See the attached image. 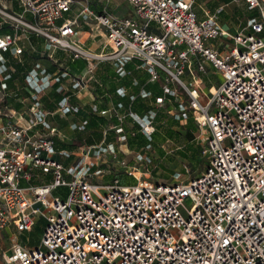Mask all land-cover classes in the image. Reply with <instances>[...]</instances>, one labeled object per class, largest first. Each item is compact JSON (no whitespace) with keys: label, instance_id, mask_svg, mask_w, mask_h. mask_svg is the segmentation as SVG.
<instances>
[{"label":"built area","instance_id":"built-area-1","mask_svg":"<svg viewBox=\"0 0 264 264\" xmlns=\"http://www.w3.org/2000/svg\"><path fill=\"white\" fill-rule=\"evenodd\" d=\"M14 1L19 10L12 0H0V25L16 30L0 33V53H21L20 34L34 32L89 61L114 60L119 69L141 60L151 80H164L156 102L173 96L180 117L191 113L208 131L207 164L167 183L146 174L151 171L138 176L121 159L123 170L90 179L104 154L118 158L112 144L87 146L82 163L65 167L53 156V138L38 128L43 120L33 114L23 123L24 115L6 108L0 112V237L10 226L30 231L40 216L47 223L37 246L14 241L2 251L4 263L264 264V0H246L259 14L249 18L247 30L235 31L214 15L199 19L195 0H127L128 16L106 7L94 11L88 0ZM75 5L79 11L66 17ZM80 18L105 28L109 51L90 52L72 38ZM210 69L221 80L207 87L202 74ZM37 76L34 70L28 81ZM139 119L152 134L151 120ZM91 156L96 161H86ZM34 169L52 179L25 184ZM60 186L68 188L65 197L53 193Z\"/></svg>","mask_w":264,"mask_h":264},{"label":"crops","instance_id":"crops-1","mask_svg":"<svg viewBox=\"0 0 264 264\" xmlns=\"http://www.w3.org/2000/svg\"><path fill=\"white\" fill-rule=\"evenodd\" d=\"M11 4L19 10L15 1L12 0ZM88 4L94 11L106 7L115 15L128 16L127 13L118 14L116 11L125 9L111 7L108 1L88 0ZM192 8L199 19L214 15L222 28L232 31L247 30L249 18L259 14L257 8L248 9L246 0H195ZM78 11L79 7L75 5L66 17L73 18ZM0 30V33H16L8 23L0 25ZM20 32L17 31V34ZM73 37L84 49L93 53L105 51L107 46L106 30L94 20L80 18ZM17 43L23 47L21 53L15 54L14 49L0 53V64L3 58L6 59V70L0 73V111L6 108L10 112L16 110L24 115L23 123L33 114L41 118L43 122L38 125L39 130L51 136L55 150L58 149L53 156L62 164L61 155L66 153L69 156L70 163L67 166L63 164L65 167L74 166L72 155L76 150L80 154L87 146L111 142L116 134L108 133V129L121 128L126 120L138 122L139 118L151 120L157 127L162 111L171 106L178 108V102L171 95H167L163 103L156 102V97L163 95L164 80H151L149 71L139 59L134 58L119 69V64L114 60L89 61L84 56H75L72 50L52 45L44 36L34 32H28L27 36L21 33ZM34 70L38 72L36 81L29 82L28 75ZM80 78H84V82L78 85L76 81ZM184 78L188 80L189 74L186 73ZM36 83L41 89H36ZM101 110L106 112L102 114ZM95 125L104 128L97 130L93 127ZM90 128L102 133L98 141L84 140L77 134ZM79 141L82 142L78 147L80 149L74 148L73 144ZM45 176L52 179L51 173L34 169L31 179L24 183L49 182L44 179ZM19 234L13 226L1 234L0 264H5L1 252L10 251L14 241L30 247L19 239Z\"/></svg>","mask_w":264,"mask_h":264},{"label":"rangeland","instance_id":"rangeland-1","mask_svg":"<svg viewBox=\"0 0 264 264\" xmlns=\"http://www.w3.org/2000/svg\"><path fill=\"white\" fill-rule=\"evenodd\" d=\"M108 1L111 7H115L118 10L125 9V11H116L118 14L127 13L133 15V8L126 0H104ZM1 31V30H0ZM74 39V37H73ZM109 46H106L105 51H109ZM95 59L91 58L94 62ZM203 80L206 81L207 87L215 84L221 80V78L214 74L204 75ZM4 110L1 109L0 112ZM180 118V111L173 106L169 109L161 112L159 119V125L155 127L152 134H147L145 130V120L137 119L139 122H133L126 120L124 126L117 131L116 127L108 129L109 132H114L116 136L112 137V141L104 143V146L112 144L118 149V158L110 157L109 154H104L103 158L98 160L93 167L90 168L91 172L96 171L95 174L90 176V179L102 180L109 179L118 169H122L119 160L124 159L127 164L135 166V172L138 176H144V172H149L154 179H158L162 182H171L175 179H186L201 172L207 164V155L201 151L199 155V163L195 167L189 165V158L192 150L197 146L205 144V140L208 135V131L205 128L200 127L194 120L191 113L185 118ZM179 119V120H178ZM94 129L101 130L104 127L101 125L93 126ZM93 128L80 131L77 134L82 139L88 141H98L102 133L94 130ZM171 132V135L169 134ZM122 133V134H120ZM121 136L123 138H121ZM82 142H75L73 147L76 149ZM58 149L56 150L57 153ZM72 155V164L82 163L84 161L83 153L79 154V151ZM61 161L64 165H69V156L66 153L61 155ZM88 162H94L96 159L90 157L86 159ZM134 169V168H133ZM152 170L155 172L153 173ZM141 172V173H140ZM45 176L46 181L50 180ZM124 182H132L129 178H125ZM54 194H60L66 196L68 188L66 186H60L53 192ZM47 220L45 217L40 216L29 232H23L18 235L19 239L30 247L37 246L40 243V238L43 232V228L46 225Z\"/></svg>","mask_w":264,"mask_h":264},{"label":"trees","instance_id":"trees-1","mask_svg":"<svg viewBox=\"0 0 264 264\" xmlns=\"http://www.w3.org/2000/svg\"><path fill=\"white\" fill-rule=\"evenodd\" d=\"M169 134L171 135V132H169ZM201 151H202V146H197L196 148H194L193 150H192V152H191V154H190V158H189V165L191 166V167H195V165L197 164V163H199V155H200V153H201ZM152 172L153 173H155L153 170H152Z\"/></svg>","mask_w":264,"mask_h":264},{"label":"bare ground","instance_id":"bare-ground-1","mask_svg":"<svg viewBox=\"0 0 264 264\" xmlns=\"http://www.w3.org/2000/svg\"><path fill=\"white\" fill-rule=\"evenodd\" d=\"M149 130H151V127H148ZM147 174V173H146Z\"/></svg>","mask_w":264,"mask_h":264}]
</instances>
